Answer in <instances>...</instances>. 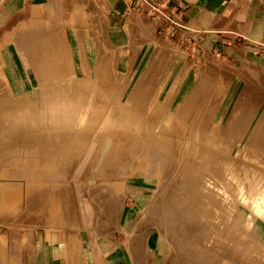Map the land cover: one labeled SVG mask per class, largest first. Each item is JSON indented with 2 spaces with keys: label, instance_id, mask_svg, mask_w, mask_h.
Masks as SVG:
<instances>
[{
  "label": "rangeland",
  "instance_id": "rangeland-1",
  "mask_svg": "<svg viewBox=\"0 0 264 264\" xmlns=\"http://www.w3.org/2000/svg\"><path fill=\"white\" fill-rule=\"evenodd\" d=\"M129 7L131 9H128L122 21L124 35L120 38H124L123 44L111 48L108 53L105 52L103 44L110 36L107 27L100 23L99 28L95 30L97 34L93 37L91 60L88 63L86 59L80 60L76 52L61 50L59 37H53L57 44H51L52 37L46 38L45 48L41 51L26 50L27 46L21 44L20 36L0 37V64L5 63L2 55L7 53L10 58L8 62L19 65L15 67V72L8 67L0 68V255H26L34 245L31 243L38 240L58 244L63 252H68L71 242H79L83 251L80 258L69 261V258L65 257L68 262L108 264V260L98 262L97 255H102L103 250H106L105 254L112 256L118 252L133 255L127 242L131 241V237L134 238L135 232H144L145 227L149 225L144 223L142 228H139V225L145 215L151 214L155 217L153 220L156 219L157 223L161 220L165 228V233L153 230L152 234L149 233L152 241L158 242V247L153 249L154 252L145 255H164V258L155 264H211L215 258L213 256H216L219 264H264V241L254 230L252 233H255V236L244 235L241 232L242 227H235L233 230L234 236H231V239L237 238L234 240L235 244L233 242L234 246L232 240H229L230 245L238 250L236 255L207 256L201 252L203 245L196 243L194 237L190 236L192 245L185 239L176 250L175 232H179L180 213L177 211L179 206L171 204L170 200L172 195L181 196L183 192L184 201L193 197V201H185V208L204 212L207 207H211L213 210L214 207L208 198L193 195L197 192L196 188H185V180L190 172L192 174L198 170L200 175L213 177L232 165L236 173L245 178L246 170L250 171L252 164L254 167L264 166V80L249 77L244 73H238L237 79L235 78L229 57H224L225 53L221 54L219 49L226 47L228 50L229 44H225L228 41L224 39L226 42H220L221 38L214 35L213 28L217 18L206 21V28L192 27L180 15H176L180 13L179 10L174 14L180 21L172 22L164 21L165 18L153 19L135 10L133 6ZM96 17H100V13L95 7L94 18ZM115 21L119 20H113ZM178 22L180 23L177 24ZM143 28L149 29L152 38L143 35ZM241 32L247 33L246 29H241ZM242 50L245 51L244 48ZM128 58H131L130 67L127 66ZM154 58L152 69L147 71L148 64ZM114 62L118 66L113 65ZM2 69L7 74L11 73V86ZM138 83L139 93L135 102L130 104L128 100ZM62 99L67 103L81 101L87 106L82 110L87 109L88 112L93 106V111H105L123 102L126 111L131 113L129 116L132 120H139L143 126H147L144 131L147 128L155 130L158 122L165 118L176 100L180 99L181 104L177 106L175 121L166 127L162 125L156 133L154 131L150 141L140 139L132 143H119L120 157H109L108 169L106 168L107 171L102 176L100 169L92 175L91 170L97 166L92 160L87 172H81L79 180H76L73 169L80 161V154L84 149L86 151L89 145L90 140L84 136L87 134L91 137L93 128L87 125L84 130L81 124L75 127L72 122L63 121V117L58 116L59 112H55ZM203 116L205 118L202 119ZM180 118L182 120H179ZM179 122H186L185 130ZM187 124H190V128ZM131 128L133 127H128V131ZM111 130L115 128L108 129L109 135L112 134ZM198 131L202 135L200 141H197L195 136ZM215 135H225L223 146L227 148L226 151L223 152L221 143L214 138ZM136 143L138 145H135ZM238 144H243L247 155L232 152ZM182 145H187V148ZM176 149L178 154L173 152V156H170ZM141 151L143 157L134 160L143 162L149 159L150 164L154 165L157 159H162L164 164L172 165L165 175L164 183L162 181L159 185L156 175L152 172H128L132 156ZM195 165L198 166L192 172L190 169ZM71 168L73 169L70 170ZM169 175H173L171 179ZM79 181L82 184H78V187L76 182ZM200 185L199 190L203 189L202 183ZM94 199L96 202H93ZM91 201L95 204L94 210L97 209L94 211L96 215H92H95L93 221L89 206ZM107 203L109 206L111 204L112 208ZM107 206L111 210H107ZM95 220L97 222H94ZM236 222L242 221L238 219ZM244 229L242 231L246 232ZM250 231L247 230L246 233L249 234ZM49 232L55 234L49 235ZM145 239L143 238L144 242ZM238 239H241L242 245ZM198 244L201 246L198 247ZM108 246L109 248H106ZM238 248L240 251L247 248L248 255H241ZM87 251L95 255V261L88 260Z\"/></svg>",
  "mask_w": 264,
  "mask_h": 264
},
{
  "label": "bare ground",
  "instance_id": "bare-ground-1",
  "mask_svg": "<svg viewBox=\"0 0 264 264\" xmlns=\"http://www.w3.org/2000/svg\"><path fill=\"white\" fill-rule=\"evenodd\" d=\"M130 8V7H129ZM131 9V8H130ZM132 13V11H130ZM134 13V12H133ZM132 13V14H133ZM137 13V12H136ZM149 18V17H148ZM181 19V18H179ZM164 20V19H163ZM178 20V19H177ZM156 21V20H155ZM180 21V20H178ZM160 22V21H159ZM180 23V22H179ZM178 23V24H179ZM182 24V23H181ZM185 25V24H184ZM159 26V25H158ZM183 26V25H182ZM187 28V27H185ZM181 29V28H180ZM174 32V31H173ZM154 59H152V62L148 64L147 66V71H150L153 67L154 64ZM157 66V65H156ZM146 71V73H147ZM245 74V72H243ZM243 74V75H244ZM1 76V75H0ZM203 76V75H202ZM246 76V75H245ZM209 77V76H208ZM244 77V76H243ZM247 77V76H246ZM201 79V78H200ZM250 80V79H247ZM205 81V80H204ZM203 81V82H204ZM207 81V80H206ZM251 81V80H250ZM252 82H254L252 80ZM144 83V81H143ZM198 83V82H197ZM202 84V83H201ZM250 84V82H249ZM253 85V84H250ZM255 85V84H254ZM196 86V85H195ZM164 87V86H162ZM257 87V86H256ZM160 89V88H159ZM251 89H253L251 87ZM140 90V83H138L137 87L134 89V91L132 92V95L130 96V99L128 100V103H134L137 94L139 93L138 91ZM162 90V89H161ZM257 90V89H256ZM254 92V90H253ZM252 93V91L250 92ZM254 94V93H253ZM195 95V94H194ZM249 95V94H248ZM245 97V96H244ZM243 97V98H244ZM253 97V95H252ZM153 98V97H152ZM248 98V96H247ZM178 99V98H177ZM181 99V98H180ZM179 99V100H180ZM138 100V98H137ZM154 100V99H153ZM156 100V99H155ZM179 100H176L174 105L172 107H170V109L167 112V115L165 116V118L161 119V121L158 122V125L155 127V130L149 129L147 128L146 131H144V128L147 126H143L142 123L139 120H132L131 116H129L131 113L126 111L125 106L123 105L124 103L121 102L120 104H116L115 108H109L108 110H103V111H93V107H91V111L88 112V110L86 109L85 111L82 110V108L86 107V105L82 104L81 101L76 102H69L67 103L65 100H61L58 104V106L55 109V112H59L58 116L59 117H63V121H70L72 122V124L77 127L78 125L80 126V124L82 125L83 129L85 130L86 126L88 125V127H92L93 128V132L91 134V137L87 136V134H85V139H89V145L87 147V150L85 151V147L83 148L84 152H82V154H80V161L76 163L74 169L71 168L70 170L73 169L75 176L74 178L76 180H79V175L81 172L86 171L89 167L90 162L93 160V164H97L96 168H93L91 170L92 175L96 174V172L100 169V174L101 176L103 175V173L105 171H107V164H109V159L112 156L118 157L120 155V150L119 149V143H122L124 141H130L131 143L134 141H138L140 139H144V140H149L153 137V132L158 131L160 128H162L164 125L165 127L170 125L171 123H173L175 121L176 118V114H177V106H179L181 104V102ZM198 100V99H197ZM250 100V99H249ZM158 101V100H157ZM247 101V99H246ZM245 102V101H244ZM251 102V101H250ZM152 103V102H151ZM185 103V102H184ZM191 103V102H190ZM248 103V102H247ZM187 104V103H186ZM193 104V103H192ZM195 104V103H194ZM151 105V104H150ZM156 105V104H155ZM153 105V107L155 106ZM157 106V105H156ZM155 106V107H156ZM152 107V106H151ZM154 107V108H155ZM144 109V108H143ZM184 109V108H182ZM181 109V110H182ZM186 109V108H185ZM184 109V110H185ZM191 109V106L190 108ZM236 110V109H235ZM118 111V113H117ZM183 111V110H182ZM216 111V110H215ZM237 111V110H236ZM241 111V110H240ZM147 112V110H146ZM151 112V111H150ZM159 112V110H158ZM157 112V113H158ZM189 112V111H188ZM161 113V112H160ZM159 113V114H160ZM207 114V112H205ZM212 113V112H211ZM234 113V112H233ZM238 113V112H237ZM119 114V115H118ZM156 114V112H155ZM194 114V113H193ZM192 114V117H193ZM198 114V113H197ZM184 115V113H183ZM182 115V116H183ZM212 115V114H211ZM215 115V112H214ZM217 115V114H216ZM202 116V115H201ZM213 116V115H212ZM237 116V115H236ZM181 117V116H179ZM178 117V118H179ZM191 117V118H192ZM240 117V116H239ZM190 118V117H189ZM188 118V119H189ZM205 118V116L202 117V119ZM211 118V117H210ZM232 118V117H231ZM243 118V117H242ZM194 119H196L194 117ZM193 119V120H194ZM198 119V118H197ZM196 119V120H197ZM179 120H182L181 118ZM207 120V119H206ZM205 120V121H206ZM215 120V119H214ZM229 120H232L229 118ZM203 121V120H202ZM201 121V125L202 122ZM200 122V121H199ZM208 122V120H207ZM217 122V121H216ZM262 122V121H261ZM186 123V122H185ZM184 123V124H185ZM188 123H190L188 121ZM179 124H181V126L184 124L181 122H179ZM192 124V123H191ZM206 124V123H204ZM221 124V123H220ZM262 124V123H261ZM188 125V124H187ZM230 125V123H229ZM232 125V124H231ZM162 126V127H161ZM194 126V125H193ZM199 126V125H198ZM207 126V125H206ZM225 126V125H224ZM233 126V125H232ZM260 126V125H259ZM128 127H133L128 131ZM186 127V126H185ZM185 127L182 128L183 130H185ZM192 127V126H191ZM213 127V126H212ZM262 127V126H261ZM91 128V129H92ZM111 128H115V130H111L112 134L109 135L108 133V129L110 130ZM188 128H190V124L188 125ZM194 128V127H193ZM220 128V126H219ZM218 128V129H219ZM223 128V127H222ZM91 129L89 132H91ZM213 129V128H212ZM244 129V128H243ZM242 129V130H243ZM192 130V129H191ZM200 130V129H199ZM232 130V128H231ZM248 130V129H247ZM190 131V129H189ZM188 131V134H189ZM204 131V130H203ZM225 131V130H224ZM264 131V130H263ZM192 132V131H191ZM218 132V131H217ZM233 132V131H232ZM241 132V131H240ZM222 133V131H221ZM245 133V132H244ZM259 133V132H258ZM188 134L186 133V135L188 136ZM231 134V133H230ZM236 134V132H235ZM256 134V133H255ZM228 135V134H227ZM239 135V134H237ZM172 136V135H170ZM196 140L200 141L202 138V135L199 133V131L196 133ZM229 136V135H228ZM264 136V135H263ZM67 138V136H65ZM189 137V136H188ZM233 137V136H232ZM255 137V136H254ZM215 140H219V142L221 143L220 146L223 147V152L227 150V148H224L223 146V139H225V135L224 136H218L215 135L214 136ZM237 138V137H236ZM263 138V137H262ZM185 140V138H183ZM187 139V138H186ZM65 140V139H64ZM150 141V140H149ZM188 141V140H187ZM248 141V140H247ZM251 141V140H250ZM249 141V142H250ZM127 142V144H128ZM143 142V140H142ZM186 142V141H185ZM184 142V143H185ZM130 143V144H131ZM191 143V142H190ZM253 143V140L252 142ZM250 143V144H251ZM84 144V143H83ZM119 144V145H118ZM156 144V143H155ZM153 144V145H155ZM199 144V143H198ZM248 144V143H246ZM262 144V143H261ZM87 145V144H85ZM135 145H138V143H136ZM148 145V144H147ZM150 145V144H149ZM165 145V144H164ZM184 145V144H183ZM182 145V146H183ZM191 145V144H190ZM189 147H192L190 146ZM203 145V144H202ZM249 145V144H248ZM82 146V145H81ZM168 147V145H166ZM187 146V145H186ZM185 146V147H186ZM68 147V146H66ZM130 147V145H129ZM160 147V146H159ZM183 146V148H185ZM206 147V146H204ZM141 148V147H140ZM170 148V147H169ZM181 148V149H183ZM187 148V147H186ZM208 148V147H207ZM126 149V148H125ZM130 149V148H129ZM127 149V151L129 150ZM171 149V148H170ZM180 149V150H181ZM210 149V148H209ZM167 150V149H165ZM174 150V149H172ZM176 151H172V153H170V156H173V152L177 153ZM184 150V149H183ZM164 151V150H163ZM75 152V151H74ZM77 152V151H76ZM79 152V151H78ZM77 152V153H78ZM143 151H141L139 154L132 156L133 159L131 160V164L129 166L128 172H134L137 171L138 174H145L147 172H152L154 173V175H156L155 177L158 179L159 181V185L162 183V181L165 179V175L167 174V171L171 169L170 164L166 163L164 164V160L162 159H157V162L154 165L150 164L149 159L146 161L141 160V162H139L138 160H134V159H138L143 157ZM169 152V149L167 151V153ZM171 152V151H170ZM183 152V151H182ZM234 154H242V155H247L246 152V148L243 147V144H238L235 149L232 151ZM124 154V152H122ZM127 153V152H126ZM155 153V152H154ZM184 153V152H183ZM129 154V153H128ZM172 154V155H171ZM178 154V153H177ZM180 154V153H179ZM189 154V153H188ZM226 154V153H225ZM224 154V155H225ZM79 155V154H77ZM97 157H95V156ZM125 155V154H124ZM146 155V154H145ZM149 155L151 156V150ZM168 155V154H167ZM176 155V154H175ZM181 155V154H180ZM179 157H182L180 156ZM184 155V154H183ZM111 156V157H110ZM122 156V155H121ZM178 156V155H176ZM228 156V155H227ZM110 157V158H109ZM120 157V156H119ZM147 157V155H146ZM163 157V156H162ZM161 157V158H162ZM175 157V156H174ZM184 157V156H183ZM231 157V156H230ZM157 158V156H156ZM159 158V156H158ZM170 158V157H169ZM178 158V157H177ZM176 159V158H175ZM189 159V158H188ZM239 159V158H238ZM154 160V159H152ZM166 160V159H165ZM182 160V158H180V161ZM184 160V158H183ZM130 161V160H129ZM176 161V160H175ZM122 162V161H121ZM177 162V161H176ZM188 162V161H187ZM245 162V161H244ZM243 162V163H244ZM123 163V162H122ZM194 163V162H192ZM191 163V164H192ZM187 164V163H186ZM185 164V166H186ZM248 165L250 163H247ZM111 165V164H110ZM118 165V164H117ZM175 165V163H174ZM190 165V164H189ZM188 165V166H189ZM193 165V164H192ZM109 166V165H108ZM114 166V165H113ZM184 166V168H185ZM198 166V165H197ZM197 166H192V168L190 169L195 170L197 168ZM251 166V165H250ZM101 167V168H99ZM127 167V166H126ZM125 167V168H126ZM174 167V166H173ZM191 167V165H190ZM264 166L262 167H254V165L252 164L250 171L246 170V175L245 178L241 177L240 175H238L236 173V171L234 170V167L228 166V168L223 169L222 171H220V173H217L215 176H203L200 175L197 170V172L192 173L191 172L188 174L189 176H187L186 181V186L185 188H190L192 187L193 189L196 188L195 194L198 198L199 196L201 198L206 197L209 200V203L211 204V206L214 207V209L212 210L211 207L210 208H204V212L202 210H189V208H185L186 202H191L193 201V197L188 198L187 200H183V192L181 196H175L172 195V197H170L171 199V204H175L178 209V213L179 214V232H175V237L177 238V243L175 241V243L177 244L175 247V249L177 250L178 248H180V244L183 243V241H185V239L188 241V243L190 244V238L194 237L195 242L196 243H201L203 245V248L201 249V252L204 253L205 255H219L221 254V257L224 255H236L235 252L238 251L237 249H234L231 245L229 240L231 239V236L233 234V230H235L234 228L239 227L241 229V227L247 230H251L250 233H246L244 231H242L243 229H241V232L244 235H253L254 234H258L261 239L264 241ZM107 168V169H106ZM178 168V167H176ZM189 167H186V169H188ZM174 169V168H173ZM199 169V167H198ZM218 169V167H216V170ZM72 171V172H73ZM112 171V169H111ZM119 171V170H118ZM174 171V170H173ZM180 171V170H179ZM87 172V171H86ZM114 172V171H112ZM193 172V171H192ZM99 173V172H98ZM106 173V172H105ZM109 174H111V172H108ZM174 173V172H172ZM175 174V173H174ZM173 174V175H174ZM191 174V175H190ZM207 174V173H206ZM205 174V175H206ZM105 175V174H104ZM172 175V176H173ZM100 176V175H99ZM106 176V175H105ZM169 175V178L172 177ZM104 177V176H103ZM108 177V176H107ZM87 178V177H86ZM100 178V177H99ZM105 178V177H104ZM168 178V177H167ZM177 178V177H176ZM175 178V179H176ZM181 178V177H179ZM84 179V178H83ZM171 179V178H170ZM166 180V179H165ZM177 180V179H176ZM170 181V180H169ZM179 180H177L178 182ZM174 182V179H173ZM176 182V184H177ZM182 182V181H181ZM184 182V181H183ZM107 183V182H106ZM164 183V181H163ZM166 183V182H165ZM202 183V188L199 190V185ZM77 186L79 187V185L81 186L82 182L79 181L76 182ZM79 184V185H78ZM104 184V183H102ZM170 184V183H169ZM179 184V183H178ZM182 185V184H181ZM94 186V185H93ZM101 186V185H100ZM118 186V185H117ZM164 186V185H163ZM171 186V184H170ZM180 186V185H179ZM190 186V187H189ZM201 186V185H200ZM88 187V186H87ZM167 187V186H166ZM182 187V186H181ZM83 188L85 189L86 186L85 184L83 185ZM111 188V187H110ZM114 188L118 189L119 187H115ZM174 188H176L174 186ZM184 188V189H185ZM92 189V188H91ZM99 190H101L100 188H98ZM180 189V188H178ZM89 190V187H88ZM96 190V188H95ZM173 190V189H170ZM97 191V190H96ZM165 191V190H164ZM193 191V190H192ZM160 192V191H159ZM162 192V191H161ZM160 192V193H161ZM180 192V190H179ZM186 192V191H185ZM96 194V192H94ZM171 193V192H170ZM169 193V194H170ZM98 194V192H97ZM100 194V193H99ZM93 195V194H92ZM178 195V192H177ZM180 195V194H179ZM187 195V194H185ZM169 196V195H168ZM160 197V195H159ZM167 197V196H166ZM195 198V197H194ZM93 199V198H92ZM163 199V198H162ZM93 201V200H92ZM91 201V205L90 206V212H91V221H93V219H95V212L96 210H94V205ZM93 202H96L95 199ZM109 203V202H108ZM107 203V205H108ZM97 204V203H96ZM163 204V203H162ZM209 204V205H210ZM153 205V204H152ZM164 205V204H163ZM191 205V203H190ZM109 206V205H108ZM107 206V210H111V204L109 208ZM157 206V205H156ZM160 206V205H159ZM196 206V205H195ZM206 206H208L206 204ZM188 207V206H187ZM193 208V207H192ZM198 208V207H197ZM106 209V208H105ZM149 209V208H148ZM156 209V208H155ZM164 209V208H163ZM172 209V208H171ZM170 209V210H171ZM211 209V210H210ZM147 210V209H146ZM157 211V210H156ZM168 211V210H167ZM176 211V210H175ZM108 213V212H107ZM112 213V212H111ZM162 213V212H161ZM93 214L94 217L92 216ZM100 214V213H99ZM109 214V213H108ZM145 214V213H144ZM174 214V213H173ZM176 214V213H175ZM161 215V214H160ZM113 216V215H112ZM172 217V216H171ZM155 217L154 215L148 214L147 216L145 215V217L142 219L139 228L143 227L142 225H144V223H147L149 226L145 227V230L143 233H139V232H135V236L134 238L131 237V241L128 243L127 245L129 246L130 249H132L133 255H145V254H149L153 251L152 247L150 246V242H149V238L151 236V234L153 232H161V233H165V228L163 227L162 223L160 221H158L159 223H157V220H153ZM178 218V217H177ZM106 219V218H105ZM242 221L241 223H238L236 221ZM97 220V219H96ZM94 222H97V221ZM108 220V219H106ZM150 220H152V223H150ZM176 220V219H175ZM235 220V221H234ZM85 221V218H84ZM113 221V220H112ZM109 222V221H108ZM139 222V221H138ZM110 223V222H109ZM111 224V223H110ZM172 224V222H171ZM177 225V226H178ZM169 227V225H168ZM185 228V229H184ZM148 229V230H147ZM178 229V227H177ZM244 229V230H245ZM153 230V232H152ZM255 231V233L253 234L252 231ZM238 231V229H237ZM152 232V233H151ZM173 232V230H172ZM240 232V230H239ZM151 233V234H149ZM235 233V232H234ZM55 233L53 232H49V235H54ZM61 234V233H60ZM149 234V236L147 237V239H145L146 235ZM169 234V233H168ZM48 235V233H47ZM59 234L57 233V236ZM164 235V234H163ZM190 236V238H189ZM238 236V235H237ZM239 237V236H238ZM259 237V239H260ZM29 238V237H28ZM133 238V239H132ZM143 238L145 239L146 242L143 241ZM167 238V237H166ZM234 238V237H233ZM236 238V237H235ZM50 239V238H49ZM48 239V240H49ZM113 239V238H112ZM237 239V238H236ZM234 239V240H236ZM232 240V239H231ZM232 240V245L233 242L235 244V241ZM239 241L241 239H238ZM237 240V241H238ZM236 243H239L237 242ZM173 242V241H172ZM171 242V243H172ZM193 242V241H192ZM113 243V242H112ZM60 244V243H59ZM71 247H69V255H80L81 253V248H80V243L78 242H71ZM173 244V243H172ZM198 244V245H199ZM241 244V241H240ZM239 244V245H240ZM243 244V243H242ZM241 244V245H242ZM175 245V244H174ZM192 245V244H190ZM237 245V244H236ZM238 245V246H239ZM240 245V246H241ZM245 245V244H244ZM248 245V244H247ZM110 248L112 247V245H109ZM106 247V248H109ZM183 246V245H182ZM195 246V245H194ZM201 245H199L198 247H200ZM234 246V245H233ZM197 247V248H198ZM233 248V249H232ZM236 248V247H235ZM182 249V248H181ZM189 249V248H188ZM195 249V248H194ZM239 249V248H238ZM128 250V248H127ZM174 250V249H173ZM106 251V250H105ZM105 251H102V257H104ZM195 251V250H194ZM200 251V250H199ZM240 251V249H239ZM130 252V251H129ZM154 252V251H153ZM188 252V251H187ZM198 252V251H197ZM200 252V253H201ZM88 253V259H90L91 257V252L87 251ZM131 253V252H130ZM175 253V252H174ZM237 253V252H236ZM189 254V253H188ZM239 254V253H238ZM241 255H248V250L247 248H242L240 251ZM251 254V253H250ZM130 255V254H129ZM153 255V254H152ZM176 255V254H175ZM197 256V254H194ZM201 255V254H200ZM203 255V254H202ZM194 256V259L195 257ZM212 257V256H211ZM216 258V256H213ZM220 257V256H219ZM190 258V257H189ZM213 259L211 261V264H216L219 261H216V259ZM248 258V257H247ZM205 259V258H204ZM221 259V258H220ZM239 259V257L237 258ZM235 259V260H237ZM252 259V258H251ZM189 260V259H187ZM199 260V259H198ZM218 260V259H217ZM210 261V260H209ZM255 261V260H254ZM253 261V262H254ZM207 262V261H206ZM221 262V261H220ZM246 262V261H245ZM191 263V262H190ZM248 263V262H246ZM205 264V263H204ZM223 264H226L223 262ZM234 264V263H233ZM240 264V263H238ZM249 264V263H248Z\"/></svg>",
  "mask_w": 264,
  "mask_h": 264
},
{
  "label": "crops",
  "instance_id": "crops-1",
  "mask_svg": "<svg viewBox=\"0 0 264 264\" xmlns=\"http://www.w3.org/2000/svg\"><path fill=\"white\" fill-rule=\"evenodd\" d=\"M129 5L130 0H0V37L20 36L21 44L27 46L28 51L43 50L46 38L50 37L53 39L51 44H57L53 37H59L61 50L76 52L80 60L86 59L88 63L91 60L93 37L97 34L95 30L100 23L107 27L110 36L103 44L105 52L123 44L124 38H120L124 35L122 21ZM168 6L174 13L179 10L180 13L176 15H180L192 27L206 28L209 19L217 18L214 35L221 38L220 42L224 39L228 41L225 43L229 44L228 50L226 47L219 49L221 54L225 53L224 57H229L235 78L238 73L245 72L249 77L264 80V0H170ZM95 7L100 17L94 18ZM241 29H246L247 33L241 32ZM142 30L143 35H149V29ZM149 36L152 38L153 35ZM8 56L7 53L2 55L5 63L0 64V68L8 67L15 72V67L19 65L8 62ZM107 58L111 61L109 56ZM130 61L131 58H128V67ZM113 65L117 64L114 62ZM2 72L11 86V73L7 74L3 69ZM151 238L150 246L157 249L158 242ZM31 244L34 245L26 255H0V264H71L65 257L69 261L80 258V255L63 252L58 244L39 240ZM126 254L118 252L113 256L97 255V258L98 262L108 260V264H155L164 258L157 252V255ZM94 257L91 255L88 260L93 262Z\"/></svg>",
  "mask_w": 264,
  "mask_h": 264
},
{
  "label": "built area",
  "instance_id": "built-area-1",
  "mask_svg": "<svg viewBox=\"0 0 264 264\" xmlns=\"http://www.w3.org/2000/svg\"><path fill=\"white\" fill-rule=\"evenodd\" d=\"M169 2L170 0H130V5L133 6L135 10L153 19L162 20L165 18L164 21L169 20L177 22V17L172 11V8L168 6Z\"/></svg>",
  "mask_w": 264,
  "mask_h": 264
}]
</instances>
